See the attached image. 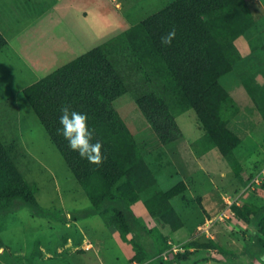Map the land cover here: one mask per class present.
I'll return each mask as SVG.
<instances>
[{"label": "rangeland", "instance_id": "obj_1", "mask_svg": "<svg viewBox=\"0 0 264 264\" xmlns=\"http://www.w3.org/2000/svg\"><path fill=\"white\" fill-rule=\"evenodd\" d=\"M174 1L0 0L7 23L0 30L9 39L0 52V101L11 88L48 76ZM247 4L254 22L238 39L243 57L219 79L230 98L222 114L238 139V171L216 147L203 151L205 131L195 111L177 115L181 136L164 143L130 93L112 102L156 189L172 206L168 211L144 192L128 203L133 222L156 229L165 242L161 262L153 264H168L175 253L195 249L196 260L186 264H256L261 257L255 247L246 249L256 236L234 209L250 213L264 205V111L244 86L264 71V0ZM10 112L9 119L21 123L15 129L16 168L36 184L40 208L22 203L0 214V264H137L131 262V234L123 238L99 214L83 215L93 207L88 196L22 94Z\"/></svg>", "mask_w": 264, "mask_h": 264}, {"label": "trees", "instance_id": "obj_2", "mask_svg": "<svg viewBox=\"0 0 264 264\" xmlns=\"http://www.w3.org/2000/svg\"><path fill=\"white\" fill-rule=\"evenodd\" d=\"M253 20L247 0H175L24 90L93 206L83 215L99 214L123 238L131 234L135 245L131 262H161L160 254L166 247L156 229L133 222L130 200L144 192L168 211L172 206L166 194L156 189L148 166L112 102L130 93L164 143L181 136L175 121L177 115L195 111L205 131L200 141L203 151L216 147L238 171L240 165L233 152L238 139L227 129L222 114L230 98L219 79L243 57L238 39ZM173 28L176 35L171 45L162 46L160 38ZM4 44L0 34V48ZM244 86L264 111V71L246 79ZM62 105L87 114L88 126L94 130L93 143L99 140L103 145L101 165L81 159L58 134ZM36 192V184L23 178L0 141V214L22 203L39 209ZM234 209L256 236V241L246 245V249L253 246L254 254L264 256V205L250 213ZM220 252L230 255L221 248ZM196 255L197 249L175 253L173 262L167 263L186 264L195 261Z\"/></svg>", "mask_w": 264, "mask_h": 264}, {"label": "clouds", "instance_id": "obj_3", "mask_svg": "<svg viewBox=\"0 0 264 264\" xmlns=\"http://www.w3.org/2000/svg\"><path fill=\"white\" fill-rule=\"evenodd\" d=\"M175 29H171L160 38L162 46H170L175 38ZM58 134L68 142L71 151L77 152L81 159L90 164L99 166L103 163L104 156L101 152L103 147L99 140L93 143L94 130L88 126V116L85 113L73 110L69 105H62L60 109ZM264 256L257 259L256 264H261Z\"/></svg>", "mask_w": 264, "mask_h": 264}, {"label": "crops", "instance_id": "obj_4", "mask_svg": "<svg viewBox=\"0 0 264 264\" xmlns=\"http://www.w3.org/2000/svg\"><path fill=\"white\" fill-rule=\"evenodd\" d=\"M1 17V16H0ZM7 24L6 20H3L2 17L0 19V25ZM1 27V26H0ZM0 34L3 36L4 40H5V44L4 46H2L0 48V52L2 50H4L7 46H9V39L3 34V32L0 30ZM41 80V79H40ZM39 81V80H38ZM37 82V81H36ZM35 82H33L32 84H34ZM32 84H28L26 86H22L16 90H14L13 88H11V90H9L8 93V97L7 99H3L2 101H0V141L1 143L4 145V147L6 148L7 152L9 153L12 161L14 162V164L16 165V167L18 168L17 164H16V160L13 156V153H16L18 151V145L20 143V140H18V138L15 136V129H19L21 126L20 120L16 121V123L14 124V121H11V112H10V105L16 103L18 97L22 94L25 98V94H24V90L29 87ZM27 100V98H26ZM28 101V100H27ZM29 103V102H28ZM30 105V103H29ZM31 106V105H30ZM32 108V107H31ZM33 110V108H32ZM34 111V110H33ZM35 113V111H34ZM36 115V113H35ZM37 117V115H36ZM38 118V117H37ZM39 120V118H38ZM40 122V120H39ZM41 123V122H40ZM42 124V123H41ZM43 126V125H42ZM13 127V128H12ZM44 127V126H43ZM45 129V128H44ZM46 130V129H45ZM47 132V131H46ZM48 134V133H47ZM49 136V135H48ZM50 138V136H49ZM51 140V139H50ZM52 142V140H51ZM53 143V142H52ZM54 144V143H53ZM55 145V144H54ZM22 175V174H21Z\"/></svg>", "mask_w": 264, "mask_h": 264}]
</instances>
